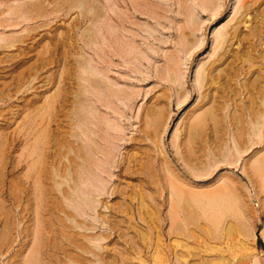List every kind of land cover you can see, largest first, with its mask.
Instances as JSON below:
<instances>
[{"label": "rangeland", "instance_id": "rangeland-1", "mask_svg": "<svg viewBox=\"0 0 264 264\" xmlns=\"http://www.w3.org/2000/svg\"><path fill=\"white\" fill-rule=\"evenodd\" d=\"M263 159L264 0H0V264H264Z\"/></svg>", "mask_w": 264, "mask_h": 264}, {"label": "bare ground", "instance_id": "bare-ground-1", "mask_svg": "<svg viewBox=\"0 0 264 264\" xmlns=\"http://www.w3.org/2000/svg\"><path fill=\"white\" fill-rule=\"evenodd\" d=\"M208 3H210L212 0H206ZM238 12V11H237ZM243 15V14H242ZM241 17V16H240ZM238 22H239V18H237L236 19ZM193 21H197V20H193ZM238 24H236V25H231L226 31H224L223 33L222 32H220V33H222L221 35H220V33H219V37H218V39L216 38V40H217V44L219 45V47H220V49H221V47L223 48L226 44H228V42H230V39H232V38H234V39H241L242 37L240 36V32H239V30H238V26H237ZM225 27V26H224ZM224 29V28H223ZM220 31V30H219ZM262 28H260L259 30H250V32L249 33H247V39H248V42H249V45H250V47H251V49H249V51L252 53H254L255 55H256V53L255 52H257V51H259L256 47H257V45H256V39H257V37L259 36V35H261L262 34ZM260 37H263V36H260ZM188 40V39H187ZM259 40V39H258ZM257 40V41H258ZM234 40H232L231 42H233ZM239 41V40H238ZM249 47V48H250ZM257 55H259V54H257ZM262 55V54H261ZM205 67V66H204ZM203 68V67H202ZM204 71V70H203ZM205 72V71H204ZM210 74V72L208 71V73H204L203 74V77L204 78H208V75ZM200 75V74H199ZM198 75V76H199ZM200 80H201V78H199ZM203 79V78H202ZM172 80L174 81V79L172 78ZM202 81V80H201ZM198 82H199V80H198ZM203 83V82H202ZM258 98V97H257ZM225 110H226V108H225ZM229 110V109H228ZM250 118V117H249ZM255 121H256V119H255ZM253 123V122H252ZM253 125H254V123H253ZM255 126H256V128L258 129V127L260 126V123H258V122H255ZM258 126V127H257ZM261 128V127H260ZM253 129H255V127H253ZM252 129V130H253ZM260 130V129H259ZM257 131V130H256ZM247 133V132H246ZM257 134H258V132H257ZM255 135V134H254ZM258 136V135H257ZM236 141V140H235ZM248 141H249V139H248ZM235 144V143H234ZM238 145V144H237ZM249 147V146H248ZM236 148H237V146H236ZM235 148V149H236ZM240 148V147H239ZM229 150V149H228ZM238 149H236V151H237ZM225 151H226V148H225ZM224 151V152H225ZM241 151V150H240ZM226 153V152H225ZM228 153V152H227ZM238 154V153H237ZM220 156V155H219ZM224 156H226V155H224ZM224 156H221V157H224ZM215 157V156H214ZM228 157V156H227ZM226 158V157H225ZM256 158V157H255ZM254 158V159H255ZM207 160V159H206ZM252 160V159H251ZM258 162V161H257ZM207 168V167H206ZM201 169H203V167L201 168ZM200 169V170H201ZM68 170V169H67ZM204 170L205 169H203V172H204ZM207 170V169H206ZM205 170V171H206ZM244 170V169H243ZM197 171H199V170H197ZM245 171V170H244ZM248 171L246 170V174H248L247 173ZM256 173L258 174V175H261V176H263L264 175V159L263 160H261L260 161V163H259V165L257 166V170H256ZM56 174H57V172H56ZM68 180V179H67ZM71 180V179H70ZM264 180V179H263ZM264 183V182H263ZM63 192V191H62ZM77 192V191H76ZM174 193H175V191H174ZM176 194H177V196H181V194H179V193H177L176 192ZM74 196V195H73ZM194 198L195 199H199V197H198V195H195L194 196ZM68 199H70V198H68ZM185 199H187V198H185ZM93 201V200H92ZM186 203V202H185ZM186 204H188L189 205V203H186ZM189 207H191L190 205H189ZM199 220V219H198ZM230 228V227H229ZM231 229V228H230ZM229 231V230H228Z\"/></svg>", "mask_w": 264, "mask_h": 264}]
</instances>
